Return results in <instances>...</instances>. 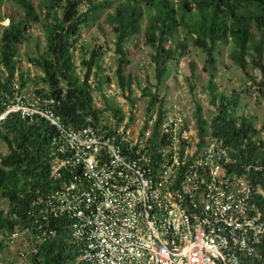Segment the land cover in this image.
Listing matches in <instances>:
<instances>
[{"label":"trees","instance_id":"16d2710c","mask_svg":"<svg viewBox=\"0 0 264 264\" xmlns=\"http://www.w3.org/2000/svg\"><path fill=\"white\" fill-rule=\"evenodd\" d=\"M4 0H0V7ZM21 12L0 24V114L13 94L16 78L21 89L34 82L32 93L41 100H52L48 106L65 126L81 128L102 126L104 112L122 120L120 106L112 105L104 91L110 77L104 74L102 46L80 42L82 28L96 25L103 35L112 36L116 59L115 77L122 94L134 107L131 75L125 74L130 62V45L142 42L149 49L156 89L141 87L147 95L146 114L160 118L165 111L164 99L158 98V85L172 62L188 55L190 47L204 54V70L209 74L207 89L214 114L207 120L201 104L195 100L193 119L199 133L210 123L212 132L221 136L231 148L237 163L264 159V123L255 128L254 118L236 113L239 93L225 94L213 82L219 65L228 68L229 61L238 67L249 85L255 86L264 99V0H12ZM40 24L45 44L27 61L40 69L34 78L25 75L16 59L19 46L29 38L31 24ZM80 59L77 64L76 58ZM193 70L195 63L190 62ZM16 73V77H15ZM192 90L193 86L190 85ZM248 88L246 90L248 91ZM106 103L98 108L94 92ZM134 115H130V120ZM55 128L44 118L34 121L10 112L0 120V141L6 152H0V231L30 228L35 225L30 210L54 187L51 176V139ZM264 190V173L254 174ZM264 214V195L255 196ZM54 233L29 252L30 264H87L79 260V246L72 242L68 221L56 219ZM33 233V232H32Z\"/></svg>","mask_w":264,"mask_h":264},{"label":"built area","instance_id":"2783aa9c","mask_svg":"<svg viewBox=\"0 0 264 264\" xmlns=\"http://www.w3.org/2000/svg\"><path fill=\"white\" fill-rule=\"evenodd\" d=\"M16 77V73H15ZM10 112L46 119L51 139V176L57 180L30 210L33 229L0 231V247L30 234L20 262L68 221L70 237L87 264H264V195L254 174L264 159L237 163L210 123L203 134L173 104L133 119L102 126H65L48 106L13 81ZM33 232V233H32Z\"/></svg>","mask_w":264,"mask_h":264},{"label":"rangeland","instance_id":"374dc122","mask_svg":"<svg viewBox=\"0 0 264 264\" xmlns=\"http://www.w3.org/2000/svg\"><path fill=\"white\" fill-rule=\"evenodd\" d=\"M37 1L33 0L35 6H37ZM20 13L18 7L12 0H4L0 7V24L2 26L7 25L10 17H18ZM105 30L107 34L103 35L96 25L87 28L83 27L79 43L85 42L102 46L104 51L102 57V66L105 68L104 74L110 77V81L104 84V91L109 98L110 104L121 107L125 119H129L131 114L134 115L132 124L137 125V122L142 121L145 116L146 99H148L147 95H142L141 87L148 86L151 90L156 89L149 49L142 42L139 43L138 47H134L133 44L130 45V62L125 67V74L131 75L133 81V91L130 95L136 98V103L134 107H131L130 100L126 97L129 92L125 91V94H122L117 84V79L114 74L116 57L113 50L112 36L108 33L107 28ZM44 44L45 38L40 24H31L29 38L21 43L16 57L18 65L23 68L25 75L30 78H34L40 74V69L30 64L27 61V56L40 52ZM204 57L201 51L191 46L188 55L170 64L167 75L164 77L162 83L157 86L158 98L164 99L165 106L177 105L189 121L191 119L193 120L192 112L195 100L201 104L203 116L207 120H211L214 114L213 106L209 102L210 95L206 86L209 80V74L203 68ZM76 59L78 64L80 59L78 56ZM190 62L195 63L193 70L191 69ZM226 62L229 64V67L225 69L219 65L213 82L216 83L218 90L223 91L225 94H230L234 91H246V94L239 93V103L236 107V113L254 118L255 128H260L264 123V99L258 97L256 87L249 85V81L244 77L238 67L232 65L229 61ZM3 72L4 69L0 63V74ZM190 85L193 86L192 90ZM247 87H249L248 91L246 90ZM33 88L34 82H29L25 86V91L29 96L33 94ZM94 100L98 108L106 107V103L98 91L94 92ZM104 116L106 122L111 121L113 118L109 111H105ZM260 135L263 136L264 133L262 132ZM0 152H6V147L1 141ZM0 205L5 207L6 201L0 199ZM26 242V239L21 238L11 248H0V264H30L27 259L24 262H20L17 256L18 249H26Z\"/></svg>","mask_w":264,"mask_h":264},{"label":"crops","instance_id":"0c3cea01","mask_svg":"<svg viewBox=\"0 0 264 264\" xmlns=\"http://www.w3.org/2000/svg\"><path fill=\"white\" fill-rule=\"evenodd\" d=\"M27 235H29V236L27 237ZM30 238H31V237H30V234H28V233L23 234V238H22V239H26L27 242L30 241V240H29ZM27 242H26V243H27ZM0 248H3V247H0Z\"/></svg>","mask_w":264,"mask_h":264}]
</instances>
